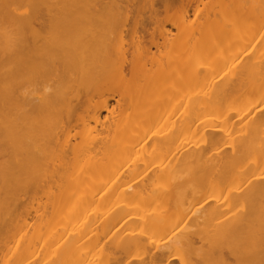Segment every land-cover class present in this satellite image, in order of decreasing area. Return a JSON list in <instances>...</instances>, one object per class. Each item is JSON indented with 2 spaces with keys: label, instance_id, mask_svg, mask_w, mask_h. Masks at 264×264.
I'll list each match as a JSON object with an SVG mask.
<instances>
[{
  "label": "bare ground",
  "instance_id": "6f19581e",
  "mask_svg": "<svg viewBox=\"0 0 264 264\" xmlns=\"http://www.w3.org/2000/svg\"><path fill=\"white\" fill-rule=\"evenodd\" d=\"M43 250L264 264V0H0V261Z\"/></svg>",
  "mask_w": 264,
  "mask_h": 264
},
{
  "label": "rangeland",
  "instance_id": "374dc122",
  "mask_svg": "<svg viewBox=\"0 0 264 264\" xmlns=\"http://www.w3.org/2000/svg\"><path fill=\"white\" fill-rule=\"evenodd\" d=\"M24 9H25V7H21L20 8V10H19V12L20 11H24ZM22 11V12H23ZM247 17H243V18H241V20H239V21H242V20H247L246 19ZM167 28H169V29H171V31H173V33L174 32H176V30L174 29V28H172V27H169L168 25H167ZM111 103L112 104H114V102L113 101H111ZM106 113H104V112H102V114H101V116L103 117L104 115H105ZM90 126H93V124H92V122L89 124ZM75 141H78V139L77 140H74V142ZM73 142V141H72ZM112 169V170H111ZM110 170V171H109ZM105 171V172H104ZM99 173H101V177H102V175L104 176V174H105V176L104 177H107L106 175H111V174H113L114 172H115V169H113V168H111V167H105L103 170H101V171H98ZM108 172V173H107ZM103 173V174H102ZM23 199H25V198H23ZM35 205V204H34ZM36 206V205H35ZM28 207L29 206H26V203H21L18 207H16L15 209H14V211H13V214H12V216H11V219H12V221H11V225H10V231H11V233H15V230H16V228L14 227V224L19 220V219H21L22 217H23V215H24V212L25 211H27V209H28ZM97 215H99V214H97ZM21 250V249H20ZM20 250H19V252H20ZM42 252V251H41ZM45 253H47V254H45ZM40 254V255H39ZM45 255V256H44ZM50 255V253L48 252V251H44L43 250V252L42 253H40V251L39 252H37L36 253V255L34 256V258H32V261H30V262H35L36 264H40L42 261H43V259L44 260H49L51 257L49 256ZM38 256V257H37ZM47 257V258H46ZM46 258V259H45ZM98 257L96 256L95 257V264H104V260H101L102 258H98ZM42 259V260H41ZM38 260L39 261H41V262H39L38 263ZM96 261H98V262H96ZM100 261V262H99ZM69 262H70V264H71V262L72 261H68L67 263L69 264ZM46 264V261H43V263H41V264ZM0 264H1V261H0ZM29 264V263H28Z\"/></svg>",
  "mask_w": 264,
  "mask_h": 264
}]
</instances>
